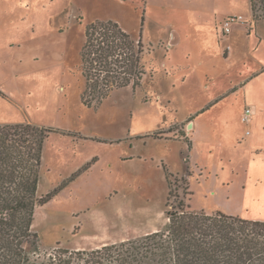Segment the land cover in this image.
<instances>
[{"label": "rangeland", "instance_id": "obj_1", "mask_svg": "<svg viewBox=\"0 0 264 264\" xmlns=\"http://www.w3.org/2000/svg\"><path fill=\"white\" fill-rule=\"evenodd\" d=\"M198 1L0 0V125L30 123L80 136L51 135L43 149L37 196L57 191L34 209L32 232L41 257L56 249L90 250L162 230L165 212L178 203L193 211L264 218V195L255 198L250 188L242 190L236 174H229V192L214 190L222 180L221 174L214 176L220 163L213 155L196 158L203 180L192 177L188 182L189 143L180 138V127L190 132L188 125L195 120L191 109L209 91L200 81H180L176 35L185 40L183 45L196 47L194 38L205 36L213 14L222 19L237 5L246 20L240 22L251 20L250 3ZM262 1L253 0L258 21H264ZM98 21L117 23L134 40L141 39L148 53L140 87L113 91L87 107L82 103L80 53L86 26ZM173 39L172 48H166L165 41ZM224 106L236 109L233 103ZM202 138L203 143L226 142L224 135L211 137L206 130ZM222 151L229 152L226 147Z\"/></svg>", "mask_w": 264, "mask_h": 264}, {"label": "trees", "instance_id": "obj_2", "mask_svg": "<svg viewBox=\"0 0 264 264\" xmlns=\"http://www.w3.org/2000/svg\"><path fill=\"white\" fill-rule=\"evenodd\" d=\"M250 10L258 21L253 0ZM84 37L80 69L85 106L99 104L113 91L142 85L148 49L141 39L134 40L111 21L87 25ZM54 134L80 137L30 123L0 125V264H264L263 221L193 211L181 203L165 212L162 230L90 250L56 249L41 257L32 222L35 207L48 203L57 191L37 196L43 149Z\"/></svg>", "mask_w": 264, "mask_h": 264}, {"label": "crops", "instance_id": "obj_3", "mask_svg": "<svg viewBox=\"0 0 264 264\" xmlns=\"http://www.w3.org/2000/svg\"><path fill=\"white\" fill-rule=\"evenodd\" d=\"M234 1H239L237 4L242 1L244 4L245 2L250 3L249 0ZM196 4H199L198 0ZM235 10L227 12L222 19L214 13L211 23L205 25L208 28L205 36H202V39L194 38L196 47L183 45L185 40L183 41L182 37L176 35V73L182 71L181 74H183L180 81H200L209 91L202 104L191 109L190 116L195 118V120L192 118V129L186 132L180 127L184 133L180 138L189 143L186 161L189 171L192 172L191 175L188 174L189 183L192 177L203 180L202 170L199 169L202 168V164L200 159L196 158L209 154L217 158L220 163L214 176L218 178L221 174L222 182H217V188L214 190H219L222 194L229 192L225 188V185L228 187L233 184L229 174H236L240 177L239 187L242 190L250 188L257 193L253 197L261 198L264 195L262 185L264 175V21H253L251 14L250 22L242 23L240 21L244 18L241 12L244 9L239 10L237 5ZM231 17H241V20L233 23L230 26V33L224 35L219 23L222 25L226 19ZM194 26L198 27L199 24L195 23ZM184 38L189 39L188 36ZM174 40L165 41L166 48H172ZM167 52L163 53V60L166 59ZM162 66L164 67V63ZM163 72L173 77V74L166 72L165 69ZM192 75L195 77H191ZM175 86L177 84L172 82V87L175 88ZM178 92L183 98L182 90L178 89ZM225 102L229 105L233 103L236 109H225ZM246 109H250L251 114L248 121L244 123L242 118ZM203 118L211 121L202 122ZM188 122L189 120L179 121L176 125ZM203 130H206L211 137L216 134L224 135L226 142L205 140L206 143H203ZM225 147L229 151L226 154L222 151ZM212 166L213 164L208 168L213 169ZM242 173L244 179L241 177ZM211 177L212 175L205 180L209 181ZM247 196L248 194H245L242 198L245 199ZM245 211L247 212L246 209ZM215 212L213 210L205 213ZM248 220L264 222V218ZM156 231H158L157 228L150 233ZM103 245H108V243Z\"/></svg>", "mask_w": 264, "mask_h": 264}, {"label": "built area", "instance_id": "obj_4", "mask_svg": "<svg viewBox=\"0 0 264 264\" xmlns=\"http://www.w3.org/2000/svg\"><path fill=\"white\" fill-rule=\"evenodd\" d=\"M241 20V17H231V18H228L226 19L223 24H222V30H223V33L225 35L229 34L230 33V26L233 24V23H236L238 21ZM251 114V110L250 109H246L245 110V115L244 117L242 118V121L245 123L248 121V118Z\"/></svg>", "mask_w": 264, "mask_h": 264}, {"label": "water", "instance_id": "obj_5", "mask_svg": "<svg viewBox=\"0 0 264 264\" xmlns=\"http://www.w3.org/2000/svg\"><path fill=\"white\" fill-rule=\"evenodd\" d=\"M191 127H192V125H191V124H189V125H188V129H191Z\"/></svg>", "mask_w": 264, "mask_h": 264}]
</instances>
